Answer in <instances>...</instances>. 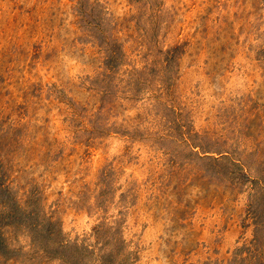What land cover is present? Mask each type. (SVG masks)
I'll return each mask as SVG.
<instances>
[{"label":"rangeland","instance_id":"1","mask_svg":"<svg viewBox=\"0 0 264 264\" xmlns=\"http://www.w3.org/2000/svg\"><path fill=\"white\" fill-rule=\"evenodd\" d=\"M0 264H264V0H0Z\"/></svg>","mask_w":264,"mask_h":264}]
</instances>
